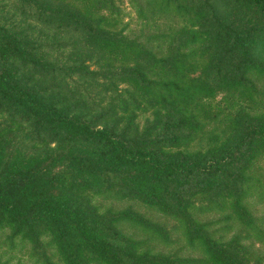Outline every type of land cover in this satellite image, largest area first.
I'll return each mask as SVG.
<instances>
[{"label":"trees","instance_id":"obj_1","mask_svg":"<svg viewBox=\"0 0 264 264\" xmlns=\"http://www.w3.org/2000/svg\"><path fill=\"white\" fill-rule=\"evenodd\" d=\"M91 1L116 12L115 0ZM33 2L53 26L46 33L0 16V113L34 141L0 135V223L33 240L50 229L65 264H264L246 261L242 242L264 236L242 203L264 114L230 117L217 148L179 147L202 125L196 99L264 73V0H133L144 18L184 21L143 38L102 12ZM102 192L174 217L203 255L141 248L147 236L117 220L162 240L168 232L131 207L100 213L92 198ZM211 211L221 216L199 219Z\"/></svg>","mask_w":264,"mask_h":264},{"label":"rangeland","instance_id":"obj_2","mask_svg":"<svg viewBox=\"0 0 264 264\" xmlns=\"http://www.w3.org/2000/svg\"><path fill=\"white\" fill-rule=\"evenodd\" d=\"M52 5L64 3L66 5L82 9L85 12L104 13L109 17L110 23H116L118 27L130 37L143 38L144 35L166 31L180 27L184 21L179 18H168L160 16L156 20L147 19L138 14V6L133 0H115L116 12H109L106 7L98 9L91 0H48ZM36 4L33 0H0V16L11 26V22H18L27 19L34 33L48 32L53 26L47 23H39L37 18ZM27 26L21 24L20 27ZM157 40H155V43ZM154 43V42H153ZM199 111V120L202 124L194 129L191 138L179 147L186 150H204L206 148H217L231 131L230 117L236 114L247 116L264 114V73H248L247 83L232 87L226 91L218 90L212 97H203L194 101ZM149 111L139 112L137 121L144 122L145 115ZM150 116V115H149ZM21 126L15 120L0 113V135H16V141L21 139L22 144L31 147L34 141L22 137ZM259 151L253 159L248 162L245 168L249 176L247 192L242 200L243 205L252 216L256 218L257 226L264 230V140L257 142ZM38 145V144H35ZM230 197V196H229ZM226 197L230 202L231 198ZM225 200V195L222 197ZM93 202L97 205L100 213H106L107 209L116 212L118 209L131 207L147 216L152 221L158 223L168 232L165 240L157 238L153 233L140 229L128 221L117 220V226L125 233L134 232L138 237L143 238L144 243H140L141 248H149L151 251L162 250L165 252H177L181 255L189 254L193 257H201L203 254L202 245L188 243L184 234V228L178 226L174 217L164 215L156 208L144 205L141 201L124 196L112 195L107 192L93 194ZM246 204V205H245ZM230 209L232 207L230 206ZM220 211H211L198 214L199 219L204 217L217 219L221 215ZM204 216V217H203ZM124 221V222H123ZM175 223L178 227H174ZM223 222H216L212 227L220 229ZM244 225L240 222L231 227L226 233L229 236L236 230H240ZM259 228V229H260ZM243 231V230H242ZM220 232L216 236H221ZM256 233V232H254ZM252 238L242 239V242L250 245L247 252L246 261L255 262L261 258L264 263V236L253 234ZM7 264H65L58 251L52 231L44 228L39 233L36 240L23 236L20 232H14L13 226L8 223H0V263Z\"/></svg>","mask_w":264,"mask_h":264}]
</instances>
